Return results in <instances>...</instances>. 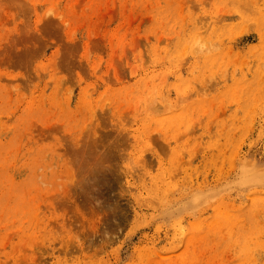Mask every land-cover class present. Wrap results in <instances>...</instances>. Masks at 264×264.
<instances>
[{
  "label": "rangeland",
  "instance_id": "374dc122",
  "mask_svg": "<svg viewBox=\"0 0 264 264\" xmlns=\"http://www.w3.org/2000/svg\"><path fill=\"white\" fill-rule=\"evenodd\" d=\"M0 264H264V0H0Z\"/></svg>",
  "mask_w": 264,
  "mask_h": 264
}]
</instances>
